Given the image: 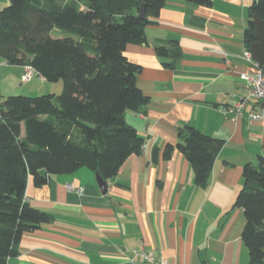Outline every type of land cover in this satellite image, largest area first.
Masks as SVG:
<instances>
[{"label": "crops", "instance_id": "obj_1", "mask_svg": "<svg viewBox=\"0 0 264 264\" xmlns=\"http://www.w3.org/2000/svg\"><path fill=\"white\" fill-rule=\"evenodd\" d=\"M253 1L212 0L211 7H204L166 0L160 16L146 28L147 44L125 50L141 66L137 85L150 98L140 111L125 114L145 139L142 153L130 156L107 181V195L97 183V172L89 169L51 176L43 187L30 179L27 201L54 221L25 234L19 256L8 264H141L134 255L139 248L169 264L249 263L242 240L246 219L234 204L244 166L256 165L264 155V120H250L257 105L253 98L239 117L224 115L222 108L251 97L241 75L251 70L243 55ZM8 5L9 0H0V11ZM158 46L179 47L182 58H160ZM1 66L3 80L16 87L24 67L2 59ZM35 76L29 86L40 91L47 81ZM186 125L224 142L206 188L195 184L192 166L179 151L163 158ZM68 184L84 192L69 191Z\"/></svg>", "mask_w": 264, "mask_h": 264}, {"label": "trees", "instance_id": "obj_2", "mask_svg": "<svg viewBox=\"0 0 264 264\" xmlns=\"http://www.w3.org/2000/svg\"><path fill=\"white\" fill-rule=\"evenodd\" d=\"M211 7L212 0H187ZM166 0H9L0 11V58L11 66L32 67L47 82H64L61 94L9 96L0 91V264L20 254L27 233L50 225L54 217L30 205L26 190L48 184L51 176L89 169L106 181L126 160L141 154L145 139L125 119L150 98L137 85L141 66L125 55L128 45H146V28L160 16ZM145 6L146 17L140 11ZM264 21V0L248 11L244 44L257 42L254 16ZM59 29L68 34L54 38ZM176 50V51H175ZM158 46L160 58H182L179 47ZM174 69L173 63H165ZM177 150L206 188L224 142L186 125ZM159 150L153 152V162ZM243 186L234 207L244 212L242 240L248 264H264V155L243 168Z\"/></svg>", "mask_w": 264, "mask_h": 264}, {"label": "built area", "instance_id": "obj_3", "mask_svg": "<svg viewBox=\"0 0 264 264\" xmlns=\"http://www.w3.org/2000/svg\"><path fill=\"white\" fill-rule=\"evenodd\" d=\"M244 59L249 63L251 70L241 75L242 81L251 88V97L241 98L232 107L222 108L224 115H234L239 117L244 113L251 98L256 101V107L250 112L249 118L251 121H263L264 120V71L259 67L258 63L253 60L252 53L249 50H245ZM37 72L30 66L24 67L22 75L23 82H30ZM69 191H76L82 194L84 189H75L72 184H68ZM134 255L142 261L141 264H169L167 260L162 258H156L154 255L147 253L143 248L134 250Z\"/></svg>", "mask_w": 264, "mask_h": 264}, {"label": "rangeland", "instance_id": "obj_4", "mask_svg": "<svg viewBox=\"0 0 264 264\" xmlns=\"http://www.w3.org/2000/svg\"><path fill=\"white\" fill-rule=\"evenodd\" d=\"M52 37L54 38H64L68 36L67 33L59 30V29H54L51 33ZM0 67L1 66V58H0ZM34 79V77H33ZM37 76H35V79L33 80L34 82L36 81ZM10 80V79H9ZM32 80H30L31 82ZM23 82L22 77L21 80H18L16 82V87L11 86L10 82L7 79L3 80V75L0 74V89L2 94L4 95L5 98L9 96H28V97H37V96H43L47 94H56L59 95L63 91L64 88V82L60 80L59 82H46L45 86L43 89L40 91H37L36 89H31L29 86L31 83L34 82Z\"/></svg>", "mask_w": 264, "mask_h": 264}, {"label": "water", "instance_id": "obj_5", "mask_svg": "<svg viewBox=\"0 0 264 264\" xmlns=\"http://www.w3.org/2000/svg\"><path fill=\"white\" fill-rule=\"evenodd\" d=\"M140 16L141 18L146 17L144 5H142ZM254 23L257 42L251 45L250 51L252 53L253 60L258 63L259 67L264 71V21L259 16L255 15ZM96 179L102 194L107 195L109 191L107 181L104 180L99 173H96Z\"/></svg>", "mask_w": 264, "mask_h": 264}]
</instances>
